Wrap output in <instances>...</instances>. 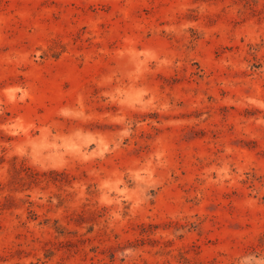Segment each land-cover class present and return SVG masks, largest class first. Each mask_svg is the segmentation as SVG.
<instances>
[{
  "label": "rangeland",
  "instance_id": "374dc122",
  "mask_svg": "<svg viewBox=\"0 0 264 264\" xmlns=\"http://www.w3.org/2000/svg\"><path fill=\"white\" fill-rule=\"evenodd\" d=\"M0 264H264V0H0Z\"/></svg>",
  "mask_w": 264,
  "mask_h": 264
}]
</instances>
